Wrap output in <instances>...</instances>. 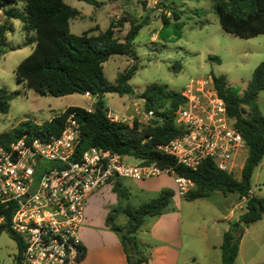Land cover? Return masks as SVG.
<instances>
[{
    "label": "trees",
    "instance_id": "1",
    "mask_svg": "<svg viewBox=\"0 0 264 264\" xmlns=\"http://www.w3.org/2000/svg\"><path fill=\"white\" fill-rule=\"evenodd\" d=\"M77 1L99 6L95 0ZM208 1L224 31L245 39L264 35V0ZM17 4H21L22 8L13 7ZM143 4L146 3L143 1ZM160 5L164 7V4ZM0 10L5 16V21L0 25V56L7 49L6 34L12 31L10 20L20 22L25 42L34 45L31 54L15 69L17 82L41 96L61 98L85 93L96 96L90 111L68 107L42 125L20 122L10 133L1 136L3 140L14 141L23 136H58L66 118L74 113L80 128L76 147L78 154L90 147H99L161 169L173 168L177 176L193 183L192 189L184 196L187 201L204 198L211 192L236 193L239 198L247 196L251 190L253 172L264 156V116L256 104L258 93L264 91V61L254 69L242 94L229 86L223 77L213 76L214 87L224 101L227 116L234 119L233 126L240 132L246 145L247 153L241 171L238 174L220 171L210 159L192 170L176 165L173 157L156 150L158 145L183 133L181 125L175 121L177 111L184 104L181 93L156 84L146 86L141 94L143 108L153 113V119L147 125L135 121L130 127L127 123L110 122L106 117L108 109L104 99L107 94L130 98L136 94L129 84L138 70V58L132 49V42L142 26L148 23L149 15L142 19V23L134 19L121 41L114 32L123 24L130 23L125 15L119 21H111L104 32L94 34L96 29H93L73 35L69 31V21L79 12L64 4L63 0H0ZM164 14L161 15L162 22L168 24L170 18ZM172 18L178 21L179 13L173 12ZM113 56H123L134 63L125 72L119 73L115 83L111 84L104 77L103 64ZM213 59L218 61L217 58ZM173 68L180 70L179 65ZM13 96L0 89L1 114L8 112ZM112 191L117 195L118 202L109 209L105 224L120 237L129 264H148L149 256L138 248L135 234L147 218H157L170 210L172 192L163 189L148 202L131 206L122 203L128 192L119 179L113 183ZM244 209L239 221L231 224L223 235L221 264L234 263L243 230L261 219L264 200L252 195L244 204ZM12 213V206L8 205L4 210L5 223L0 226V233L6 231L15 240L18 248L15 264H20L23 244L9 228ZM118 217L126 221L115 223Z\"/></svg>",
    "mask_w": 264,
    "mask_h": 264
},
{
    "label": "rangeland",
    "instance_id": "2",
    "mask_svg": "<svg viewBox=\"0 0 264 264\" xmlns=\"http://www.w3.org/2000/svg\"><path fill=\"white\" fill-rule=\"evenodd\" d=\"M95 1L99 6L77 0H63L64 4L79 12L78 16L69 21L71 34L81 35L93 29H96L94 34L104 32L111 21H119L125 15L130 23L123 24L114 32L115 37L123 41L133 20L137 19V22L142 23V19L149 15L148 23L142 26L132 42V49L138 58V70L129 84L136 93L135 96L130 98L107 94L104 99L107 109L126 121H129L126 117L131 114L132 104L144 109L141 94L148 85L156 84L166 87L169 91L181 93L191 80L214 76L223 77L229 86L242 94L251 80L254 69L264 61V35L245 39L224 31L208 0H160L159 3L164 4V7L160 5L155 8L152 7V3L144 5L142 0ZM13 7L21 9L22 5L17 4ZM168 12H171L169 16L166 15L170 22L164 24L161 15ZM173 12L179 13L178 21L173 20ZM4 21L3 10H0V25ZM9 23L12 31L6 34L7 49L5 54L0 56V89H5L14 96L9 103L8 112L0 113V141L10 142L3 140L1 136L10 133L20 122L30 121L42 125L60 115L68 107L92 110L95 104L92 97L87 99L80 94L61 98L41 96L17 82L15 69L31 54L34 45L25 42V33L21 30L18 20H10ZM213 58H217L218 61ZM133 63L131 59L123 56L111 57L103 64L105 79L114 84L118 74L125 72ZM178 65L180 70L176 71L173 67ZM256 104L264 116V91L258 93ZM245 157L246 151L238 158L237 164L243 165ZM123 162L127 166L139 164V160L132 157H124ZM234 174H238V171ZM176 178L174 173H166L140 182L121 181L128 192L122 203L139 206L154 198L161 190H170L172 198L168 212L172 211L173 197L176 196L181 202L183 220H187L189 215L193 217L190 222L195 230L194 239H191L192 247L197 254H201L205 231H208L207 238H212L210 229L215 225L225 224V221L219 220L220 214L221 216L224 214L230 202H240V199L236 193L211 192L204 198L186 202L178 193ZM162 181L170 184L173 189L165 186L159 192H145L138 187L141 183ZM250 184L254 195L264 200V156L253 172ZM107 186L108 184L100 190ZM125 221L123 217H118L115 223ZM150 223L151 218H147L141 229H149ZM246 228L248 229L242 234L243 259L248 261L251 256L264 258V213L261 220ZM142 233L135 234L136 243L145 256H150L153 243L147 234L146 241L142 242ZM17 254L15 240L8 232H1L0 264H15ZM236 261L237 259L233 264H238Z\"/></svg>",
    "mask_w": 264,
    "mask_h": 264
},
{
    "label": "built area",
    "instance_id": "3",
    "mask_svg": "<svg viewBox=\"0 0 264 264\" xmlns=\"http://www.w3.org/2000/svg\"><path fill=\"white\" fill-rule=\"evenodd\" d=\"M142 1L152 3L153 8L160 2ZM181 95L184 104L175 121L183 133L158 145L156 150L188 169L196 170L210 159L220 171L239 173L243 165L237 164V160L247 153L246 145L233 126L234 119L227 116L213 76L191 80ZM84 96L92 97L89 93ZM131 108L130 116L126 117L130 123L109 110L106 117L110 122L127 123L130 127L135 121L138 124L152 121L151 111L133 104ZM79 138V124L71 113L58 136H23L8 143L0 141V226L5 223V208L11 205L9 228L23 244L20 264H79L85 253L79 230L85 221L86 201L92 194L120 178L144 180L175 174L173 168L161 169L143 162L127 166L123 156L99 147L78 154ZM176 177L178 193L184 197L193 183ZM252 195L250 190L241 197V204Z\"/></svg>",
    "mask_w": 264,
    "mask_h": 264
},
{
    "label": "crops",
    "instance_id": "4",
    "mask_svg": "<svg viewBox=\"0 0 264 264\" xmlns=\"http://www.w3.org/2000/svg\"><path fill=\"white\" fill-rule=\"evenodd\" d=\"M152 178L155 177L144 180ZM126 180L142 181L130 178L119 179L120 182ZM112 186V184L108 185L105 189L94 193L86 201L85 221L79 230V238L85 253L79 264H129L120 237L111 232L105 224L109 209L118 202L116 194L112 191ZM165 186L173 189L170 184L163 181L138 184L139 189L145 192H159ZM185 201L189 202L186 199ZM172 202L171 212L151 219L152 223H150L149 229L138 231L143 232L141 235L142 242L146 241L147 234L153 243V247L149 252L148 264H221L220 245L223 235L231 224L239 221L245 212L244 204L242 205L241 201L230 202L226 206L224 214L222 216L220 214L219 218V220L225 221V224L215 225L210 229L212 238H207L208 231H205L206 236H204L202 253L197 254L192 247L191 240L194 239L193 234L195 233L194 228L190 225L193 217L189 215L187 220H183L181 202L176 196L173 197ZM247 229L244 228L243 234ZM242 240L243 236L239 243L236 262L238 264H263V257L251 256L248 261L243 259L244 257L241 254Z\"/></svg>",
    "mask_w": 264,
    "mask_h": 264
},
{
    "label": "water",
    "instance_id": "5",
    "mask_svg": "<svg viewBox=\"0 0 264 264\" xmlns=\"http://www.w3.org/2000/svg\"><path fill=\"white\" fill-rule=\"evenodd\" d=\"M93 98H95L96 96L95 95H92ZM137 98H140V97H137Z\"/></svg>",
    "mask_w": 264,
    "mask_h": 264
}]
</instances>
